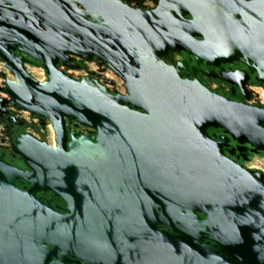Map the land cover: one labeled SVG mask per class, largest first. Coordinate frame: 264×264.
I'll return each instance as SVG.
<instances>
[{
  "label": "water",
  "instance_id": "95a60500",
  "mask_svg": "<svg viewBox=\"0 0 264 264\" xmlns=\"http://www.w3.org/2000/svg\"><path fill=\"white\" fill-rule=\"evenodd\" d=\"M67 2L79 20L36 7L0 27V60L16 77L2 91L54 134L53 144L17 139L27 169L0 156V264H264V175L224 149L232 138L264 151V107L211 90L196 66L163 60L169 50L215 66L242 59L264 82V0H161L130 13L117 47L104 24L91 37ZM18 46L43 63L46 80L25 70ZM68 52L106 58L126 94L59 70ZM205 73L242 89L249 79ZM67 119L96 132H68ZM39 191L62 198L68 214Z\"/></svg>",
  "mask_w": 264,
  "mask_h": 264
},
{
  "label": "flooded vegetation",
  "instance_id": "af4514ba",
  "mask_svg": "<svg viewBox=\"0 0 264 264\" xmlns=\"http://www.w3.org/2000/svg\"><path fill=\"white\" fill-rule=\"evenodd\" d=\"M68 1L87 18V23H83L81 27H86L89 30V35L92 37V35L94 36L92 29L96 27L95 24H104L108 30L105 34L107 44L114 47H117L116 45L120 38L118 29L132 22L130 16L132 11L152 12L156 11L161 5V0ZM83 3H85L86 6ZM67 4V0H28L26 2L18 0L14 2L0 0V27L3 28L6 25L5 23L9 21L17 20V16L12 12L23 11L27 14L28 10L31 11L32 8L36 7L39 9L49 8V13L55 14L51 12L54 10L51 8L53 6L59 14L63 12L68 13V16L73 15L75 19L79 20L78 16L66 7ZM208 5L207 2L204 3V7H208ZM221 7L224 8L223 5H221ZM222 10L225 12L224 9ZM46 12L47 11H45V13ZM185 17L191 19L189 14H186ZM198 38L204 40L203 36ZM12 53L15 56L22 57V66L36 80L44 81L47 79L48 74L41 61L24 53L20 46L12 50ZM140 53L142 56H147V52L143 50H140ZM163 60L171 65L178 62H186L190 68L196 66L198 69L196 77L211 90L235 101L264 107V82H261L257 78V72H252L253 68L249 67L242 59H234L228 62L219 61L220 63L215 66L207 64L206 60L197 63L196 58L187 51L169 50L163 56ZM17 63L19 64V61H17ZM57 67L74 79L81 80L83 77H90L107 86L109 91L113 94H126L124 80L113 70L106 58H102L96 54L80 56L68 52L63 58H59ZM206 71H213L215 73L220 72L221 74L224 72L245 71L249 75V79L246 83H243L244 86L242 89L219 77L209 76L205 73ZM183 72L190 74L186 69H183ZM190 77L193 78L194 75H190ZM9 80L15 81L16 77L6 67L5 62L0 60V156L4 161L14 166L27 169V166L14 152L13 146L17 142V139L25 134H31L38 140L53 144L54 134L52 141H48L47 132L51 129L48 121L26 110L18 109L9 102V97L2 91V88L6 87V82ZM66 126L68 132H74L85 136L93 135L96 132L94 129L78 123L76 120L67 119ZM209 131L211 134H215L217 139H219L221 135H224V131L221 128H211ZM224 149L227 155L245 168L261 172L264 175V151L255 150L250 144L241 145L232 138L228 141V145L224 146ZM17 187L21 190H27L31 185L26 182H18ZM36 196L49 199L52 207L62 214H68L66 210L67 203L62 198L54 196L51 191H39L36 192ZM79 264H85V262Z\"/></svg>",
  "mask_w": 264,
  "mask_h": 264
},
{
  "label": "rangeland",
  "instance_id": "374dc122",
  "mask_svg": "<svg viewBox=\"0 0 264 264\" xmlns=\"http://www.w3.org/2000/svg\"><path fill=\"white\" fill-rule=\"evenodd\" d=\"M47 133H48L47 140L48 141H52V139H53V131L51 129H49Z\"/></svg>",
  "mask_w": 264,
  "mask_h": 264
}]
</instances>
